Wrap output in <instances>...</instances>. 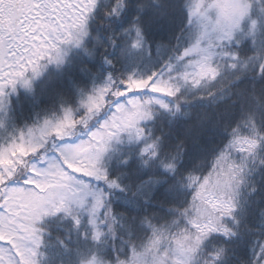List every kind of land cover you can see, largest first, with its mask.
Masks as SVG:
<instances>
[{"label": "snow or ice", "instance_id": "1", "mask_svg": "<svg viewBox=\"0 0 264 264\" xmlns=\"http://www.w3.org/2000/svg\"><path fill=\"white\" fill-rule=\"evenodd\" d=\"M0 264H264V0H0Z\"/></svg>", "mask_w": 264, "mask_h": 264}]
</instances>
